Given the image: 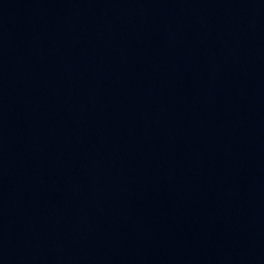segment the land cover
<instances>
[{
	"label": "water",
	"instance_id": "obj_1",
	"mask_svg": "<svg viewBox=\"0 0 264 264\" xmlns=\"http://www.w3.org/2000/svg\"><path fill=\"white\" fill-rule=\"evenodd\" d=\"M0 264H264V0H0Z\"/></svg>",
	"mask_w": 264,
	"mask_h": 264
}]
</instances>
